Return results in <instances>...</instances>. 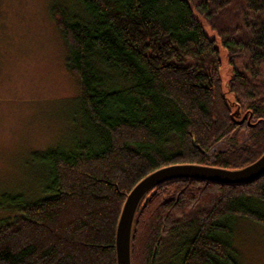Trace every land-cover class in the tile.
<instances>
[{
	"label": "trees",
	"instance_id": "16d2710c",
	"mask_svg": "<svg viewBox=\"0 0 264 264\" xmlns=\"http://www.w3.org/2000/svg\"><path fill=\"white\" fill-rule=\"evenodd\" d=\"M232 2L73 0L76 16L52 6L88 137L39 156L47 174L41 198L4 199L0 264H116L122 205L146 175L171 164L236 169L261 156L264 80L259 70L233 67L224 89L217 41L199 19L228 56L237 50L264 64V0H244L248 14H260L255 22L219 26ZM229 103L248 113L243 124L232 119ZM239 133L249 141L211 161L209 152ZM237 219L264 228V174L238 185L161 184L136 215L131 263L240 264L233 245Z\"/></svg>",
	"mask_w": 264,
	"mask_h": 264
},
{
	"label": "rangeland",
	"instance_id": "374dc122",
	"mask_svg": "<svg viewBox=\"0 0 264 264\" xmlns=\"http://www.w3.org/2000/svg\"><path fill=\"white\" fill-rule=\"evenodd\" d=\"M54 5L78 14L73 0H0V219L6 215L1 206L5 198L21 195L35 201L43 196L38 187L46 184L47 174L40 155L73 148L88 137L80 87L65 69L67 49L51 16ZM249 15L244 0H233L219 26L232 29L245 23V18L253 23L260 14ZM199 19L207 35L217 41L224 89L233 67L259 70L258 80H264V64L254 63L250 54L237 50L228 56L215 33ZM236 137L219 142L209 152L211 161L218 152L239 149L249 141L242 133ZM172 144L176 148L175 141ZM233 245L240 264H264L261 226L237 219Z\"/></svg>",
	"mask_w": 264,
	"mask_h": 264
},
{
	"label": "water",
	"instance_id": "95a60500",
	"mask_svg": "<svg viewBox=\"0 0 264 264\" xmlns=\"http://www.w3.org/2000/svg\"><path fill=\"white\" fill-rule=\"evenodd\" d=\"M231 114L237 125L245 121L248 113L242 114L239 106H234ZM251 114L247 124H250ZM264 174V150L254 162L236 169H227L212 165L171 164L146 175L127 194L122 205L115 230V262L116 264L131 263V241L136 215L146 195L159 185L179 179H195L227 185H238L253 181Z\"/></svg>",
	"mask_w": 264,
	"mask_h": 264
},
{
	"label": "flooded vegetation",
	"instance_id": "af4514ba",
	"mask_svg": "<svg viewBox=\"0 0 264 264\" xmlns=\"http://www.w3.org/2000/svg\"><path fill=\"white\" fill-rule=\"evenodd\" d=\"M244 114V113H243Z\"/></svg>",
	"mask_w": 264,
	"mask_h": 264
}]
</instances>
